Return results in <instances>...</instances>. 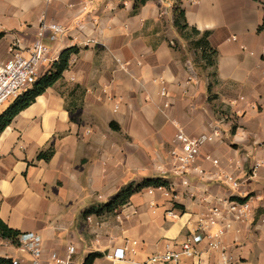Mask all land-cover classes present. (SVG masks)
<instances>
[{"label":"crops","instance_id":"0c3cea01","mask_svg":"<svg viewBox=\"0 0 264 264\" xmlns=\"http://www.w3.org/2000/svg\"><path fill=\"white\" fill-rule=\"evenodd\" d=\"M138 2L0 0V65L12 47L27 54L43 19L68 31L44 40L40 75L62 51L79 49L61 78L0 133V222L35 234L43 261L73 246L69 264L90 254H98L90 264H150L154 254L178 251L208 209L231 197L248 201L250 216L230 222L216 249L203 240L199 258L158 264H218L223 256L264 264V0ZM177 8L184 31L175 25ZM203 34L216 51L209 65L194 47ZM179 133L211 138L191 168L204 175L192 170L186 185L170 171ZM41 152L52 154L46 160ZM156 178L167 185L133 193L112 213L84 216ZM125 240L136 254L112 259ZM5 241L0 257L31 263Z\"/></svg>","mask_w":264,"mask_h":264},{"label":"built area","instance_id":"2783aa9c","mask_svg":"<svg viewBox=\"0 0 264 264\" xmlns=\"http://www.w3.org/2000/svg\"><path fill=\"white\" fill-rule=\"evenodd\" d=\"M191 1L195 2L197 0ZM67 31L66 27L43 19L39 23L36 39L26 50V55L18 52L14 47L10 49V59L0 65V106L10 98H17L38 79L40 75L39 68L48 60V48L44 44V40L55 42L62 38ZM164 92L165 89L162 88L161 94L164 95ZM210 139L202 136L192 140L182 133L177 135L176 140L180 144V148L170 153L172 160L170 171L184 180L182 182L183 185L187 184L185 177L192 170L199 175H204L202 170L191 168L199 152L200 145L205 140ZM213 164L217 165L218 162L213 160ZM218 178L234 190L240 186V182L228 174H220ZM219 202L221 206H211L208 209L206 218L201 219L196 228L188 233L185 241L180 244L178 251L167 248L163 253L154 254L148 259L147 263L177 262L181 256L199 258L201 254L197 247L201 241L206 240L208 248L216 249L219 246L221 236L231 227L230 222H245L250 216L251 207L248 201H237L229 197ZM213 228H215L214 232H211ZM5 244L26 251L32 258L30 264H69L71 256L74 254V247L69 246L62 257L52 256L49 261H43L41 257V241L35 234L31 233L18 234L14 239H6ZM135 254V242L125 240L121 251L110 257L114 260L128 261L129 257ZM11 264L26 263L11 259ZM196 264H200V261ZM218 264L229 263L223 256L222 261Z\"/></svg>","mask_w":264,"mask_h":264},{"label":"trees","instance_id":"16d2710c","mask_svg":"<svg viewBox=\"0 0 264 264\" xmlns=\"http://www.w3.org/2000/svg\"><path fill=\"white\" fill-rule=\"evenodd\" d=\"M146 0H139V5L143 4ZM175 25L184 31L188 29V26L183 22V11L180 8L175 10ZM263 25L259 28L262 30ZM191 33L195 36L198 32L191 29ZM194 47L199 49L201 52V57L207 65L212 64V57L216 54V51L211 49L206 42V35L203 34L194 42ZM79 49L76 47L68 48L61 52L58 59L54 61L51 65L50 70L43 75H39L36 82H34L30 87L26 88L17 98H15L12 104L0 115V133L11 123L13 118L18 115L22 110L26 109L39 95L43 94L48 88L52 87L62 76L63 72L66 71L70 66L71 56L76 55ZM52 152L39 153L38 158L49 159ZM167 185L166 181L160 178L145 180L140 184L135 186H129L127 189L122 191L113 201L109 204L103 206L101 209L88 210L85 212L84 216L95 214L100 215L103 211L114 212L120 206L124 205L130 196L147 187H162ZM19 233L8 229L5 225L0 222V237L3 239H14ZM98 254H90L85 260L84 264H90ZM0 264H11L10 258L0 257Z\"/></svg>","mask_w":264,"mask_h":264},{"label":"rangeland","instance_id":"374dc122","mask_svg":"<svg viewBox=\"0 0 264 264\" xmlns=\"http://www.w3.org/2000/svg\"><path fill=\"white\" fill-rule=\"evenodd\" d=\"M196 69H199L198 67L196 68ZM13 98H10V99H8L5 103H3L2 105H1V107H0V112H2L4 109H6L7 108V106H9L10 104H12V102H13ZM182 259H187L186 257H182ZM188 260V259H187Z\"/></svg>","mask_w":264,"mask_h":264}]
</instances>
